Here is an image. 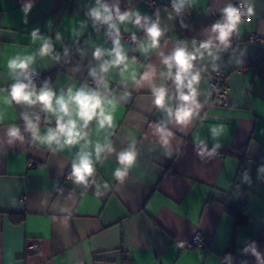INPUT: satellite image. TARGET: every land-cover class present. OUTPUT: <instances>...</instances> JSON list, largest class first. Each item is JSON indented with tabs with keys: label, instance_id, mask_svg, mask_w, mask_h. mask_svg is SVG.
Listing matches in <instances>:
<instances>
[{
	"label": "crops",
	"instance_id": "crops-1",
	"mask_svg": "<svg viewBox=\"0 0 264 264\" xmlns=\"http://www.w3.org/2000/svg\"><path fill=\"white\" fill-rule=\"evenodd\" d=\"M154 1L149 8L146 0H105L152 20L158 14L164 34L158 48L144 52L140 45L149 41L143 29L119 24L120 34L136 38L120 37L128 70L122 73L120 65L101 74L100 64L111 56L97 60L93 53L97 47L110 52L114 45L107 25L99 29L86 15L95 0H33L27 23L21 11L26 0H0V264H264V0H195L179 16L171 0ZM237 2L246 11L253 8L251 22L238 25L235 43L213 49L217 59L205 52L194 61L198 106L188 123L178 124L153 103L152 85L168 89L166 106L173 111L180 103L160 53L170 55L182 45L192 51L194 41L199 47L214 35L213 12ZM36 28L52 40L58 61L39 55L42 41L31 37ZM252 33L261 40L248 39ZM16 55L33 56L32 78L49 76L58 95L86 87L114 99V127L99 129L94 119L86 139L70 147L33 140L22 114L40 117L41 135L56 121L39 104L3 102L15 82L7 62ZM148 65L156 70L152 82L136 83L132 72L138 81ZM92 69L103 75L99 90L89 84ZM216 69L226 73V107L210 85ZM106 109L112 111L110 105ZM13 125L24 139L9 144L7 129ZM157 126L171 133L166 144ZM97 143L112 148L99 160ZM129 149L136 152L135 162L117 179L113 173L123 167L118 155ZM82 150L94 162L87 183L71 175ZM241 203L248 221L235 226L226 208ZM11 213L22 221L13 223ZM196 235L204 246L193 242Z\"/></svg>",
	"mask_w": 264,
	"mask_h": 264
},
{
	"label": "clouds",
	"instance_id": "clouds-1",
	"mask_svg": "<svg viewBox=\"0 0 264 264\" xmlns=\"http://www.w3.org/2000/svg\"><path fill=\"white\" fill-rule=\"evenodd\" d=\"M195 0H171V8L177 16L181 15L186 7H191ZM33 7V0H26L22 3L21 11L23 15V22L27 23V16ZM253 8H247V22H251ZM92 19L94 25L96 22L105 24L108 27V33L113 37V48L110 52L99 47L96 48L93 55L97 60H100L105 54L111 56V59L104 61L99 66L101 74L107 73L111 67H119L124 65L121 70L122 73L128 70V57L120 44V28L119 24L131 22L137 27L142 28L148 37L149 43L147 45L141 44L142 51L147 52L149 49H156L159 47L160 37L164 34V30L160 27L159 15L156 20H152L147 15H142L140 11H121L116 4L109 5L105 0H95V6L90 8L86 13ZM244 13L241 10L229 4L222 9V18L218 19L210 26V32L214 34L200 43L199 47L195 46L193 42V50L189 51L186 45H182L174 49V51L165 56L160 53L162 63L167 67V76L171 78L175 84L177 91V99L180 101L175 111L171 107L166 106V97L168 89L160 86L152 85V95L154 97V105L157 108L165 109L170 118L174 117L176 123L186 124L190 121L194 114V108L198 106L197 102V87L200 80V72L194 71V61L203 58L206 52L213 59H217L213 49L219 50V45L227 48L230 43V38L234 32L238 30V25L241 23V17ZM171 18V16L169 17ZM86 22H81L83 26ZM32 41H42L39 48V55L41 57L50 56L54 60H59V54H53V42L50 38L40 35L39 28L31 32ZM61 36L56 34V40L59 41ZM135 39V35H133ZM215 42H218L215 43ZM65 55L67 49L65 48ZM33 56L16 55L10 58L7 62L9 73L15 78V82L10 85L7 96L3 98L6 104H27L29 106L39 104L44 112L51 113L55 116L56 127L48 128L44 135L39 132L40 117L36 116L33 120L27 113L22 114V119L25 122V130L32 133L33 140L41 144L51 147L55 144L58 148L65 146H73L81 140H85L88 133L85 129L95 119L99 129H111L114 127V111L116 101L102 96L99 91L88 90L86 87H80L73 91L72 88L67 90L65 94L63 91L58 95L50 86L48 81H45L43 86L37 90L36 85L30 78L29 67L33 63ZM173 69L175 71L173 72ZM90 75L97 77V70L92 69ZM156 75V70L152 65H148L140 79L136 80L135 71L132 72L131 78L140 83L141 81L152 82ZM161 75H164L162 73ZM23 77L27 83L20 79ZM103 81V75L97 77ZM106 86V85H105ZM186 90V91H185ZM106 105H110L112 111L106 109ZM73 111H75L76 118H73ZM0 120H3V115L0 114ZM78 121L80 122L78 124ZM157 132L160 133L161 140L166 144L167 137L171 135L166 128L157 126ZM213 133H217V129L213 128ZM8 143L12 144L15 141H23L24 137L21 134L19 127L13 125L7 129ZM216 147H219L217 145ZM105 150L111 152L110 143L101 145L97 143L95 146L96 158L99 160L100 154ZM136 159V152L129 149L119 153L118 162L122 168H117L113 175L117 179H122L126 175L127 169L133 165ZM93 160L91 153L81 151L77 154V159L72 163V177L77 183H87L88 177L94 174ZM264 170V169H262ZM182 246V245H181ZM254 251V250H253Z\"/></svg>",
	"mask_w": 264,
	"mask_h": 264
},
{
	"label": "built area",
	"instance_id": "built-area-1",
	"mask_svg": "<svg viewBox=\"0 0 264 264\" xmlns=\"http://www.w3.org/2000/svg\"><path fill=\"white\" fill-rule=\"evenodd\" d=\"M146 3L148 5L149 8H153L156 5V2L154 0H146ZM233 6L238 7L242 13H244V15L241 17V23L243 24L245 22H247V11L246 9L243 7V4L241 2H237L235 3ZM223 9V8H222ZM222 9L216 10L213 12V16H214V22L215 23L218 19L222 18ZM92 23L94 24V22L92 21ZM239 24V25H240ZM95 26L98 27L99 29H102V25L99 22L95 23ZM107 37L109 40H113V37L107 32ZM121 38H125L129 41L134 42L136 40L133 39L132 36L129 35H123L120 34ZM248 39L250 40H261V38L259 36H256L255 34H249ZM236 42V39L232 36L230 38V43L229 44H233ZM29 71V75L30 78L32 79V74ZM52 76V75H51ZM99 77V76H97ZM97 77H93L89 84L92 88L99 90L101 88L103 81H100ZM210 85L212 87V89L214 90V97L217 100V102L223 106L226 107L229 104V89H228V84L226 82V73L224 70L222 69H216L212 72L211 76H210ZM30 164H32V162H30ZM193 242L199 246H204V242L202 240V238L200 237V235H196L193 238ZM29 250H34L35 246H33L32 244H29L28 246Z\"/></svg>",
	"mask_w": 264,
	"mask_h": 264
},
{
	"label": "trees",
	"instance_id": "trees-1",
	"mask_svg": "<svg viewBox=\"0 0 264 264\" xmlns=\"http://www.w3.org/2000/svg\"><path fill=\"white\" fill-rule=\"evenodd\" d=\"M33 83L38 86H42L45 81H48L49 83L51 82V78L47 76L46 78L42 79H31ZM27 83V80L25 81ZM226 211L233 217L234 219V225L235 226H243L247 223L248 221V212H247V206L246 204H238L237 206H229L226 208ZM9 218L13 223H20L23 219L22 215L20 214H9Z\"/></svg>",
	"mask_w": 264,
	"mask_h": 264
}]
</instances>
